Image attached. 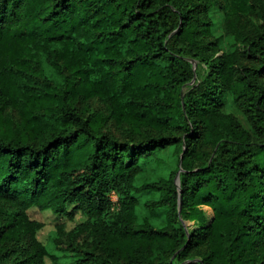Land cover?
Here are the masks:
<instances>
[{
  "label": "trees",
  "instance_id": "1",
  "mask_svg": "<svg viewBox=\"0 0 264 264\" xmlns=\"http://www.w3.org/2000/svg\"><path fill=\"white\" fill-rule=\"evenodd\" d=\"M168 149L171 175L138 187ZM32 206L87 215L58 229L75 264H264V0H0V264L54 258Z\"/></svg>",
  "mask_w": 264,
  "mask_h": 264
},
{
  "label": "rangeland",
  "instance_id": "2",
  "mask_svg": "<svg viewBox=\"0 0 264 264\" xmlns=\"http://www.w3.org/2000/svg\"><path fill=\"white\" fill-rule=\"evenodd\" d=\"M228 4L222 7H213L210 10V18L213 23L212 33L216 37H220V49L222 52H230L235 48V38L231 35H226L224 25L226 20ZM194 66V61H193ZM88 104L94 108L104 110L105 106L99 99H92ZM224 110L237 116L244 127L252 131V126L247 120L244 112L235 104L231 95H227L224 101ZM177 157L172 149L162 150L149 160L143 162V171L139 175L136 185L138 187L145 183L162 181L168 178L174 171ZM158 191L140 190L137 193L139 199L138 214L142 219H147L156 225H163L166 222L167 212L159 211L158 214L151 212V208L147 203L151 200L157 199ZM111 199L113 201V208L119 207V196L116 191H112ZM74 205L69 204L68 210L72 211ZM209 209V208H207ZM211 212V211H210ZM31 217L43 223L42 228L37 232V238L49 248L50 253L54 258L48 256L45 259L46 264H75V256L72 251L63 247L64 244L59 245L58 229L64 227L66 231L72 230L77 224L87 220V215L80 210H75L73 217L56 213L51 209L42 210L38 206H32L29 210ZM191 224V222H188Z\"/></svg>",
  "mask_w": 264,
  "mask_h": 264
},
{
  "label": "water",
  "instance_id": "3",
  "mask_svg": "<svg viewBox=\"0 0 264 264\" xmlns=\"http://www.w3.org/2000/svg\"><path fill=\"white\" fill-rule=\"evenodd\" d=\"M196 61H194V68H196ZM182 171V167H180L179 171H178V174H177V179H176V182L177 184L179 185L180 184V173Z\"/></svg>",
  "mask_w": 264,
  "mask_h": 264
}]
</instances>
